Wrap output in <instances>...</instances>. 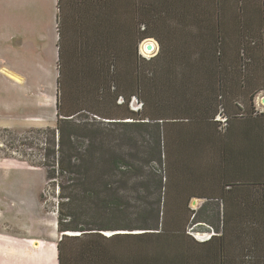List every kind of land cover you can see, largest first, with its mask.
<instances>
[{
    "label": "rangeland",
    "instance_id": "374dc122",
    "mask_svg": "<svg viewBox=\"0 0 264 264\" xmlns=\"http://www.w3.org/2000/svg\"><path fill=\"white\" fill-rule=\"evenodd\" d=\"M24 1L28 0H0V37L6 36L8 31H12L11 23L14 17L21 18L20 26L22 29L26 27L28 19L27 11L20 9V12H16V6H19L20 3L21 8H26V5L23 4ZM37 1L41 2L45 0ZM117 1L119 4L115 6V23L114 20L113 22L110 21L111 24L104 28L100 25L101 22H96L92 26H88V29L94 27V30L97 32L96 36L102 42L104 40L107 41L110 36L111 42H114L116 45L113 59L114 65L112 64L113 71L111 70V74L109 73L111 75L110 77H108L106 71V83L104 88L100 89V91L102 90V95L99 97L98 92L92 88H87V85L92 84L87 79L89 77L88 75H85L84 81L86 88L81 89V91L80 88L63 86L67 83V81L64 82L66 80L65 76L61 87V113L67 115L75 112L76 109L81 111L74 113L75 115L70 117L75 123V126L69 131L71 132L73 147L79 151L89 149L92 146V140L96 142V147L100 146H98V143H101L106 149H111L112 146L116 151L127 153L126 160L131 167L126 168V172L118 171L110 176L109 171L107 169L105 170L107 160L98 156L102 154L103 157H106V155L104 152H95L93 157L95 166L93 168H85V177L93 178L92 175L103 174L100 178H93L98 183L95 188L100 191L95 200L87 201L86 206H82L83 210L80 215L86 216L100 212L97 222L105 225V216L109 218L113 214H110L108 210L103 208L102 201L108 197V194L112 193L117 200L115 213L119 216L117 218L113 215L111 220L106 222V225H126L134 228V231H116L105 233V235L141 233L143 231H139L136 228L141 229L142 226L149 228L157 224L156 215L159 211L158 224L163 229L177 230L183 224H187V230L191 233L195 241H206L213 230L216 233L217 231H221L222 224V206L220 202H212V200H206L202 197H216L219 190H222L220 189V178L218 177L220 176L219 164L221 162L218 159V155L221 156V151H218V146L222 143L221 147H232L230 150L234 151L239 147L240 143L241 146H244L243 149L246 148L247 151L249 150V152H246L247 159L252 155V146L254 147V145L256 146L258 143L264 142V104L262 103V99H264L263 70L260 66L256 65L248 70V66H246L247 72L244 74L246 79L242 85L233 87V90H231L233 92L230 97L231 100L226 99L224 110L220 112L223 115L218 116L220 122L216 125L192 121H187V123L181 122L180 124H176V127L179 124L178 132L169 127L164 130V126L163 129L161 126L157 130L149 127L135 129L127 126L124 123L128 122V120L123 119L124 116L129 109L132 111L140 110V104H138L139 102L137 103L135 98L130 101L128 106L124 104L120 105V101L116 102L117 86L120 87L121 91L128 93L131 87L130 73H128L131 66L129 64L135 49H137L138 55L141 54L140 57L147 59L158 53L159 46L154 39H151L150 42L154 45L155 49L148 57L143 55L145 44L149 43V40L139 44L135 42V39L132 41L134 35L132 29L133 19L130 13L131 1ZM182 1L187 5L194 2L193 0ZM149 2H151L152 8L156 3L162 5L164 10L168 8L165 4L167 1L164 0H149ZM260 4L261 0H242L240 4L244 9V15H246L245 20L254 22L256 26L263 15ZM198 10L199 17L196 16L197 20H195V15ZM229 10L228 8V12ZM209 11H211V6L200 2L196 10L192 11L191 16L188 15L185 17L188 20L183 25L184 30H180V27H178L174 32L176 33V38L165 43L170 45L169 51L175 50L180 54V63L185 64L186 57L191 55L196 62V66L194 65V61H188L190 63L187 68L183 72L179 71L180 77H176V82L173 85L171 84L173 87L168 86L162 88L164 80L162 78L163 73L160 72L163 82L161 81L162 84L158 90V94H155L157 100L163 99L165 104H167L169 101L172 103L173 99H179L181 106L186 105L185 103L191 105V101L197 100L195 98L198 88L201 87L198 86L200 85L198 82L204 79L206 71L209 70L207 59L205 60L204 67L201 66L200 61L201 58L206 57L211 47L209 48L201 40L196 41L194 33L197 31L198 38H203L208 43L210 42L211 39L207 37V33L202 29V26H196V24L202 25L207 21L209 16L206 13ZM162 13L164 12L162 11ZM228 14L226 19L231 21V11ZM34 15L39 17V14ZM44 17L46 15L42 13L41 18ZM164 17L163 14L159 21L156 22L157 27H174L173 23H175V20L170 17ZM166 19H168L166 21L167 25L163 27L162 21ZM193 22H197L195 26H193ZM8 23H10V30L7 28ZM256 26L254 27L255 29H257ZM227 27L228 29H233V25L231 24H228ZM38 29L45 30L43 22L42 24L39 23ZM114 29L117 30V40L114 39V34H112ZM234 38L235 35L232 36V41H236ZM128 41L132 49L130 50L129 56L127 50ZM233 45L230 46L229 50L232 49L234 51L235 48H232ZM124 51L127 55V62L125 64L119 61ZM199 57L201 58L198 60ZM117 64L120 72L114 73ZM65 71L67 72L66 75H71L69 73L71 70ZM248 77H251L253 84H255L253 88L251 87L252 85L248 86L246 83ZM104 78L105 74H100L99 81H103ZM1 80L0 77V89L4 87V97L1 101L8 102L12 100L8 91L9 87L7 85L3 86ZM257 80L259 83L256 86ZM108 81H110V85H108ZM69 84L72 83L69 81ZM174 87H185L188 93L184 95L180 90L182 88L174 90ZM257 87H262V90H258L252 103H250L251 93ZM185 99L186 102L184 103ZM239 105L243 107V110ZM145 111L147 113H153L156 110L147 107ZM18 114H20L19 118L22 120L21 116L32 114V112L22 111ZM102 117L121 119L110 121L109 124ZM226 117L227 121L225 120ZM53 121L55 122V115ZM112 122L116 124H112ZM84 125L90 128L87 132L82 130L86 128ZM4 126L15 127L16 129L20 127V125L13 123L12 117L6 113H2L0 110V231L10 233L11 236L31 233L29 237L33 236L37 240L45 242V245L52 246L56 249L58 242L63 237L57 229L56 197L59 192V187L56 185L61 183L65 187H70V192L68 190L64 191L66 196L68 194H74L72 192V190L74 191L72 186H75L79 180L81 181V172L79 169L69 168L64 172L63 176H56L57 181L54 184L49 182L47 180L45 164L48 161L46 156L49 155V158L51 157L50 151H53L54 147L53 137L49 130L55 128L34 129L33 127L27 129L24 133H14L4 129ZM26 126H34V123L24 121V127ZM250 132L251 135H248ZM183 135H185L184 138L188 139V141L184 140V143H179L177 138H181ZM248 137H250L249 140ZM196 139L198 142L195 141ZM251 139L253 141L250 142ZM55 142H57V136ZM136 149L139 160L131 158V154ZM55 150H57V145L55 146ZM259 150L255 164L250 159L246 161L247 165L244 166L245 178L243 172L239 171L243 174L241 181L250 184L249 187L243 188V192L242 190L239 191V194L243 195L246 201L255 198L257 195L256 189L258 187L251 186L253 185V179L258 177L264 182V144L260 145ZM69 155H71L70 148L65 147L64 154L61 158L67 162ZM57 159L51 157L49 159L50 165H53V161L57 162ZM87 164H90V162L88 161ZM157 176H161L163 179V185L160 190L157 188V181L159 179ZM253 188H256L255 191ZM229 196L231 197V195ZM193 201H195V205H192ZM239 202L240 200L238 199H230V210H233V205ZM80 203H82L81 200ZM180 203L181 205H179ZM73 205L76 209H79L78 204ZM199 210L200 218L195 219V221L193 219V213L189 211L197 212ZM192 221L196 222L195 225H191ZM210 225L214 228L213 230ZM150 235L154 239L156 238L155 234ZM148 239V237L141 239L131 238L127 239L128 242H107V244L112 248L114 253L122 254L123 250H133L135 248V252L139 251L141 254L145 250L147 252L156 244L149 242ZM154 239L151 238L150 241H155ZM79 241L67 242V253L71 259L69 264H85L81 260V255H79ZM80 242L82 243L83 241ZM162 243L163 245L159 243L161 248H165L167 246V238H163ZM235 243L237 244V242L232 243L234 246L231 245L229 250L230 252H237L236 249L238 248L240 253L242 248L240 247L241 243H238V245ZM55 249L53 250L56 264H58V255ZM241 254L244 255L245 252ZM256 255L258 256L257 253Z\"/></svg>",
    "mask_w": 264,
    "mask_h": 264
},
{
    "label": "trees",
    "instance_id": "16d2710c",
    "mask_svg": "<svg viewBox=\"0 0 264 264\" xmlns=\"http://www.w3.org/2000/svg\"><path fill=\"white\" fill-rule=\"evenodd\" d=\"M74 1L80 3V9L85 5L86 8L91 10V16L103 17L100 19L102 28L105 26L108 27V25L111 24L110 21L113 22L114 20L115 23V6L119 4L117 0ZM129 1H131L130 13L133 19L132 29L134 38L132 41L135 39V42L139 44L146 40L154 39L159 46V50L156 55L145 59L144 57H140L141 54L138 55L137 49H135L129 64V66H131L128 71V73H130L131 87L128 93L121 91L120 87L116 85V102L120 101V105L124 104L128 106L130 101L135 98L137 103L139 102L138 104H140V110L132 111L129 109L124 116L123 119L128 120V122L124 123L127 126H131L135 129L149 127L155 130L160 129L161 126L163 129L164 126V130L169 127L178 132V127L181 122L187 123V121H192L216 125L220 122L218 116L223 115L220 112L224 110L226 99L231 100L230 97L233 94L231 90H233V87L242 85L246 79L244 75L247 72L246 66H248V70L254 65L260 66L264 75V0H261L260 4L263 15L257 23V26L254 22L245 20L246 15H244V9L242 5H240L242 0H193L194 2L190 5L185 4L182 0H164L167 1L165 3L168 7L167 10H164L163 6L159 3H156L152 8L149 0ZM200 2L210 5L211 11L209 12L211 13H206L209 18L204 24L198 25L196 24L197 22H193L192 24L193 26H195V24L199 27L202 26V29L207 33V37L211 39L208 43L206 39L198 38L197 31L194 33L196 41L201 40L206 43L209 48L211 47L206 57L198 58V60L201 58L200 64L202 67H204L205 60L207 59L209 70L206 71L204 79L198 82L200 84L198 86L201 87L198 88L195 98L197 100L191 101V105L185 103L186 99L184 101L186 105L183 106L180 105L179 99H173L172 103L169 101L165 104L163 99L157 100L155 98V94H158V90L161 88L163 82L160 72L163 73L162 78L164 80L162 88L168 86L173 87L172 85L176 82V77H180L179 71L183 72L184 69L187 68L190 63H188V61H194V65L196 66V62L191 55L188 56L189 58L185 56V64L180 63V54L175 50L169 51L170 45L165 43L176 38V33L174 32L178 27H180V30H184L183 25H185V21L188 20L185 17L188 15L191 16L192 11L196 10ZM65 6L66 0H58L57 30L60 39L62 35ZM228 8L232 15L231 21L226 19L227 15H229ZM162 11L164 13H162ZM163 14L165 16L164 18L170 17L175 20V23H173L174 27H157L156 22L159 21ZM196 16L199 17V10L195 15V20H197ZM108 17L109 22H105L108 21ZM168 19L162 21L163 27H166V21ZM88 24L89 23H80V33H85V35L88 33ZM228 24L233 25V29H228ZM255 26L257 29L254 28ZM112 34H114V38L117 40V30L114 29ZM80 35L84 36L83 34ZM233 35H235L234 39H236V41H232ZM232 44H234L232 46L233 49L235 48L234 51H232V49L229 50ZM127 50L129 56L130 50H132L129 41L127 42ZM125 51L119 60L123 64L127 62ZM62 71L63 70L59 71L60 77H62ZM116 72H120L118 64ZM246 83L248 86L252 85V88L255 85L251 77L247 78ZM258 83L257 80L256 86ZM58 85L57 124L55 129L49 130L53 137L54 146L53 151H50L51 157L53 159H58L57 162L53 161V165H50L49 159L51 157L49 158V155L46 156L48 158L45 164L46 175L48 177L47 180L54 184L57 181L56 176H63L64 172L69 168L79 169L82 175V178H80L81 181L79 180L75 186H72L74 189L72 192H74V194H68L66 196L64 191L68 190L70 192V187H65L61 183L56 185L59 187V192L56 197L58 216L57 229L58 232L63 235L60 242L57 244L58 264L70 263L71 259L67 253V242L78 240L83 241L82 243L79 241L78 246L80 248L79 255H81V260L85 264H264V182L258 177L253 179V185L251 186L258 187L257 189L253 188L254 191L256 189L257 195L255 198L246 201L243 195L239 194L240 190L243 192V188L250 186L249 183L246 184L241 181L244 174V166L247 165L246 161L250 159L251 162L255 164L257 154L260 151V145L264 144V142L258 143V145H254V147L252 146V155L247 159L246 152H249V150L247 151L246 148L243 149L244 146H241L240 143L239 147L234 151L230 150L232 147L229 148L226 146V148H224L221 147L222 143H219L220 146H218V151H221V156L218 155V159L221 162L219 164L220 176L218 177L220 178V189L222 190H219L216 197H202L206 200H212V202H220L222 206V224L221 231H217V233L213 230L214 228H212V225H210L213 231L210 233L208 240L203 242L195 241L191 233L187 230V224H183L182 227L177 230L163 229L158 224L160 216L159 211L156 215L157 224L149 228L147 226H142L141 229L136 228L139 229V231H143L141 233H118L107 236L105 233L116 231L133 232L134 228L126 225H106V222L110 221L113 215L117 218L119 216L115 213L117 200L112 193L108 194V197L102 201L103 208L108 210L110 214H113L111 217L109 216V218L105 216V225L101 224V222H97L100 212L88 214L86 216L80 215L83 210L82 206H86L87 201L95 200L99 195L100 190L95 188L98 183L93 178L97 179L103 175L97 174L92 175L93 178H87L85 177V168H93L95 166L93 163L94 153L99 151L104 152L106 155V157H103L102 154L98 156L107 160L105 170L107 169L109 171L110 176L113 175L114 172H126V168H130L131 165L129 166L126 160L127 153L116 151L112 146V150L106 149L101 143H98V146H100L96 147L97 144L93 140L91 143L92 146L89 149L79 151L72 146V136L69 131L75 126L74 121L70 118L74 115H63V113H61V82L58 83ZM178 88H182L180 90L184 95L188 93L185 87H174V90H179ZM258 90H262V87H257L253 90L249 100L250 103H252ZM239 106L242 107L241 105ZM147 107H151L156 111L147 113L145 111ZM102 119H106L108 121L107 123H109L110 121L120 120L121 118L102 117ZM225 120L227 121V117ZM177 123L179 124L176 127ZM112 124L116 123L112 122ZM84 126L86 128L82 130L87 132L90 128H88L87 125ZM248 135H251V132L248 133ZM56 136L57 142H55ZM184 136L185 135L181 138H177V141L179 143H184V140L188 141ZM249 138L250 137H248V140ZM195 141L198 142L197 139ZM251 141L253 140L251 139L250 142ZM56 145L57 150H55ZM65 147H69L71 151V155L68 156L67 162L63 161L61 158L64 154ZM131 158L139 160L137 149L135 152L133 151ZM88 161L90 164H87ZM239 171L243 172V174ZM245 177L246 175L244 174V178ZM157 178H159L157 181V188L160 190L163 185V179L161 176H157ZM229 195H231V197ZM230 199L240 200L239 203L233 205V210L229 208ZM80 200L82 203H80ZM181 203L179 205H181ZM73 204H78L79 209H76ZM189 212L193 213L194 220L200 218V210L197 212ZM195 221H192L191 225H195ZM150 234H155L156 238L154 239ZM144 237H148L149 242L156 244L150 248V250L147 252L145 250L141 254L139 251L135 252V248H133V250H123L122 254L114 253L112 248L107 244V242H128L127 239H141ZM151 238L155 241H150ZM163 238H167V246L165 248H161L160 245H163ZM234 242H237V244L235 243L236 245L241 243L240 247L242 248L240 253L237 246V252H230L229 249ZM244 252L245 254L242 255L241 253Z\"/></svg>",
    "mask_w": 264,
    "mask_h": 264
},
{
    "label": "crops",
    "instance_id": "0c3cea01",
    "mask_svg": "<svg viewBox=\"0 0 264 264\" xmlns=\"http://www.w3.org/2000/svg\"><path fill=\"white\" fill-rule=\"evenodd\" d=\"M57 2L58 0H28L23 2L26 8H21L20 3L16 6V12L22 9L27 11L26 27L22 29L21 18L14 17L11 23L12 31L0 37V77L3 86L9 87L8 91L12 97L8 102L1 101L4 97V87L0 89V110L12 117L13 123L20 125L18 129L4 126L8 131L24 133L33 127L55 128L58 83L61 82L62 86L65 76L64 82L67 83L63 86L80 88L81 91L86 88L84 81L85 75H88L87 79L92 84L89 83L91 85H87V88L94 89L99 93V97L102 95L100 89L104 88L106 83V71L108 77L111 76L109 73L111 74L112 64L114 65L116 45L111 42L110 36L107 41L102 42L96 36L94 27L90 28L86 35L80 33L81 22L92 26L93 23L100 22L101 17L91 16V10L85 5L80 9V3L77 1L66 0L60 39L57 30ZM42 13H45L46 17L41 18ZM34 14H39V17ZM42 22L45 30L38 29L39 23ZM105 22H109V17ZM9 26L10 23L7 26L10 30ZM143 55L149 56L145 53ZM60 70H63L62 77ZM65 70H71V75H66ZM103 73L105 78L100 82L99 77ZM69 81L72 84H69ZM22 111L32 114L23 115L20 120L18 113ZM75 112L79 113L80 110L76 109ZM75 112L67 115L73 116ZM24 121L34 123V126L24 127ZM30 234L11 236L10 233L0 231V264H56L53 250L55 248L45 245V242L33 236L29 237Z\"/></svg>",
    "mask_w": 264,
    "mask_h": 264
},
{
    "label": "water",
    "instance_id": "95a60500",
    "mask_svg": "<svg viewBox=\"0 0 264 264\" xmlns=\"http://www.w3.org/2000/svg\"><path fill=\"white\" fill-rule=\"evenodd\" d=\"M154 49H155L154 45L149 41V43H147L144 47V53L151 55ZM262 103H264V99H262ZM192 205H195V201L192 202Z\"/></svg>",
    "mask_w": 264,
    "mask_h": 264
},
{
    "label": "built area",
    "instance_id": "2783aa9c",
    "mask_svg": "<svg viewBox=\"0 0 264 264\" xmlns=\"http://www.w3.org/2000/svg\"><path fill=\"white\" fill-rule=\"evenodd\" d=\"M210 235L207 237V239H209Z\"/></svg>",
    "mask_w": 264,
    "mask_h": 264
},
{
    "label": "bare ground",
    "instance_id": "6f19581e",
    "mask_svg": "<svg viewBox=\"0 0 264 264\" xmlns=\"http://www.w3.org/2000/svg\"><path fill=\"white\" fill-rule=\"evenodd\" d=\"M146 45V44H145ZM152 53V52H151ZM264 104V103H263Z\"/></svg>",
    "mask_w": 264,
    "mask_h": 264
}]
</instances>
